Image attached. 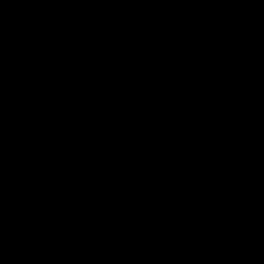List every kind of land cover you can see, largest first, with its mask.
Segmentation results:
<instances>
[{
    "label": "water",
    "instance_id": "obj_1",
    "mask_svg": "<svg viewBox=\"0 0 264 264\" xmlns=\"http://www.w3.org/2000/svg\"><path fill=\"white\" fill-rule=\"evenodd\" d=\"M0 264H264V0H0Z\"/></svg>",
    "mask_w": 264,
    "mask_h": 264
}]
</instances>
